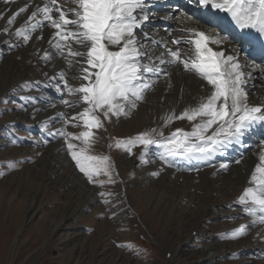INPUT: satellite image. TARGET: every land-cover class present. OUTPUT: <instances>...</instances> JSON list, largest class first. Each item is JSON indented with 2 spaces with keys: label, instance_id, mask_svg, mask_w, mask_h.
Returning <instances> with one entry per match:
<instances>
[{
  "label": "rangeland",
  "instance_id": "rangeland-1",
  "mask_svg": "<svg viewBox=\"0 0 264 264\" xmlns=\"http://www.w3.org/2000/svg\"><path fill=\"white\" fill-rule=\"evenodd\" d=\"M166 1L148 0L151 16L145 31L159 32V28L176 25L179 20L192 23L195 19L194 13L184 6H160ZM180 9H184V14H180ZM14 41L12 37V46L0 45V69L5 71L0 74V264H192L200 251L212 254L221 244L222 253L209 264H235L243 256L239 251L241 240L227 234L228 210L224 208L211 211L212 217L205 216V222L198 227L181 228L178 232V218L169 214L171 198L160 200L156 195L149 199L146 194L147 186L142 180L150 170L140 159L143 146L133 147L131 154L115 146L118 141L135 138L126 134L135 133L134 129L127 131L129 126L117 130L121 123L115 117L104 120L103 128L92 130L94 142L90 149V154L110 158L114 183H107L106 176L97 178L105 181L103 186L90 183L75 166L58 131L78 134L83 127L64 124L62 118H53V114L48 116L53 103L61 106L54 80L48 72L22 67L25 47L19 44L17 48ZM234 42L236 38L232 46ZM258 80L253 79V84ZM247 91L248 98L255 100L258 88L251 86ZM83 107L64 106L61 112L71 118ZM12 118L18 121L9 122ZM254 132L264 137V126ZM58 138L66 157L61 163L55 155L47 154L49 145ZM72 142L82 147L80 141ZM149 153L152 150L146 156ZM134 157L136 161L132 160ZM71 171L83 181L81 194L73 198L71 190L76 185L71 180L60 183ZM137 198L142 202L141 208L134 204ZM235 200L238 198L225 204L235 206ZM179 206L190 205L183 202ZM222 235L229 238H221ZM208 243L215 244L214 250L207 247Z\"/></svg>",
  "mask_w": 264,
  "mask_h": 264
},
{
  "label": "snow or ice",
  "instance_id": "snow-or-ice-1",
  "mask_svg": "<svg viewBox=\"0 0 264 264\" xmlns=\"http://www.w3.org/2000/svg\"><path fill=\"white\" fill-rule=\"evenodd\" d=\"M64 2L74 7H64L58 0H47L42 6L38 5L14 35L27 44L33 32L45 26L54 29L49 44L56 55L65 60L69 71L75 68L76 74L72 79L80 81L78 86L69 83L68 72L64 70L51 80H58L53 86L60 94L61 104L69 108L84 105L83 110L71 118L65 113L59 114L64 124L82 126L84 130L78 134L63 129L58 131L67 144L75 166L90 183L103 186L105 181L97 179L100 176L108 177L107 183H114L110 158L90 154L94 142L92 130L103 128L104 120L127 116L128 111L134 109L153 87L155 82L151 77L164 71L160 65H182L185 71L195 73L211 85L210 94L202 97L195 106L185 108L178 116L173 112L164 118L165 126L178 119H187L192 124L191 131L178 128L169 136H164L162 131L152 129L135 138L118 141L115 145L117 148L123 147L131 154L133 147L143 146L142 162H147L145 157L152 146L163 149L159 158L169 166H173L177 158L210 162L234 145H243L245 137L256 126L264 125V106L248 102L246 85L251 74L244 71L245 68H259L264 72V65L241 64L235 52L225 55L223 50L217 51L210 46L221 45L225 37L189 28L183 34L191 39L184 43L192 46L193 55L187 57L179 48L172 50L165 43V51L156 58L159 61L157 64L144 50V40L151 39L144 30L151 16L148 0ZM192 2L205 11L227 14L238 29L254 32L257 39L264 38V0ZM27 7L14 14L8 20V25H12L16 15L25 12ZM4 31L7 32L8 28ZM138 35H142L144 40L138 39ZM171 43L180 45L182 41L173 39ZM165 56L169 59L165 60ZM51 59L52 54L45 52L43 60ZM157 136L160 138L157 139ZM77 140L82 147L78 148L72 142ZM220 168L227 170L228 165L221 163ZM249 185L237 203L253 218V224H264V141L261 142L258 163L249 178ZM244 235L246 226L241 225L231 232L230 238ZM221 238L229 237L222 235Z\"/></svg>",
  "mask_w": 264,
  "mask_h": 264
},
{
  "label": "bare ground",
  "instance_id": "bare-ground-1",
  "mask_svg": "<svg viewBox=\"0 0 264 264\" xmlns=\"http://www.w3.org/2000/svg\"><path fill=\"white\" fill-rule=\"evenodd\" d=\"M190 1L192 2V0ZM46 2L47 0H7V2L6 0H0V45L8 43L9 46H12L10 43L12 41L9 42V38L14 37L15 41L13 44L15 46L17 45V48L19 44L25 47L21 55V60L24 64H20L22 67L27 65L29 70L48 72L47 75H51L50 78L56 77L57 73L61 70L67 71L69 83L78 86L80 81L72 79V76L76 74L75 68L69 71L65 60L56 55L55 49L49 44L54 29L45 26L33 32L32 38L27 44L23 42L21 37L14 35L16 29L25 25L28 17L36 7L38 5L42 6ZM58 3L67 8L74 7L71 3L65 4L64 0H58ZM173 3L184 6L187 11H192L195 15V19L191 21L192 23L188 22L189 24L186 23L187 21L179 20L176 25L172 24L170 27L159 28V32L153 29L155 32H148L151 37V39L148 40H144L143 36L138 35V39L144 40V50L149 52L154 63H159L156 58L165 51L163 46L165 43L172 50L179 48L182 54L191 57L193 55L192 46L184 43V41L191 39V37L183 34L184 31L191 28L203 31L206 34H219L221 37H225L226 39H224L221 45L210 46L217 51L223 50L225 55H232L235 52L241 64L264 65V58L259 61H254L248 56L251 49L249 48L244 51L242 46L243 42L241 40L236 41L234 46H232V37L223 34L224 28L222 23H220L218 19H214V16H212L209 11H205L197 5L194 6L192 4L193 2L189 3L183 0H167L160 6L172 8ZM26 5H28L27 10L16 15L14 23L8 25V20ZM183 10L184 9H180V14H184ZM193 10L197 12L195 13ZM180 14L177 17H180ZM215 14L220 15L222 13L215 12ZM213 23L215 26L212 28L211 25ZM5 28H8L7 32L4 31ZM38 37L42 38L38 39ZM173 39L181 40L182 43L180 46L172 44L171 41ZM153 41L160 43H154ZM238 44L241 46H236ZM17 48L15 47L14 49ZM45 52L52 54V59L50 61L43 60ZM36 59H39L42 64L41 62L40 64L35 63ZM164 59L167 60L169 57L165 56ZM160 67L164 71L157 76L151 77V80L155 83L153 87L145 93L144 99L137 102V106L129 110L127 116H121L118 119L115 117V119L121 123V125L117 127V130L119 129L120 131V129L123 130L125 127L129 126L127 131L129 132L134 129L135 133H132V135H130V133L126 134L135 137L140 133L152 129H157L158 132L162 131L164 136H169L178 128L184 131H191L192 124L187 119H178L165 126L164 118L173 112L178 116L185 108L195 106L202 97H206L210 94L211 85H208L207 81L201 79L195 73L185 71L182 65L164 64L160 65ZM244 71L251 74L246 88L248 89L251 86H256L258 88L256 99L251 100L252 98H248V102L252 105L264 106V72L259 68H245ZM2 73H5V71L0 69V74ZM165 73H167V75H165ZM253 79H259V83L253 84ZM57 82L58 80H54V84ZM8 88L9 87L6 88V91ZM53 105L48 116L53 114L52 117L56 118L62 113L61 110H65V108L63 104H61L63 109L61 106L56 105V103H53ZM38 113H41V111ZM42 117L43 115L41 118ZM16 121L18 120H14L13 118L9 120L11 123ZM122 124H124V126H122ZM263 126L264 125L256 126L245 137V143L243 145H234L229 148L226 153L215 156L210 162L183 161L177 158L176 163L173 166H169L159 158L163 149L157 146H152L149 149V151L152 150V153H149L148 156L145 157L147 161L145 166L150 170L146 175H143L144 178L142 180L144 181L142 184L147 186L146 194L149 199L156 195L161 198L160 200L166 197L171 198L172 205L169 214L172 213L178 218L177 230L179 233L181 228L184 229L190 226L194 228L198 227L199 223L205 222V216L212 217L214 213L211 211L215 210L216 212L222 208L228 210L226 218L229 220L227 229V234L229 236L233 230L239 228L241 225L246 226V235L234 239L241 240L242 245L239 247V251H241L243 255L240 259H237L236 262L234 261L235 264H264V224H253V218L248 216L243 210V207L238 203L236 205L234 204L235 206H232V204H225L228 201L233 202L234 198H239L244 192V189L250 186L249 178L258 163V157L261 152V142L264 141L263 134L259 136L254 131H260V129H263ZM156 138L159 139L160 137L157 136ZM61 148V139L58 138L52 145H49L47 154L55 155L54 157H57L61 163L66 160ZM143 151L144 149L142 147L139 153L141 154ZM135 157L136 159L138 158V156ZM135 157L132 160H134ZM237 160L240 162L236 163ZM221 163H226L228 165L227 170H222L220 168ZM153 173L157 174L154 175ZM70 180L73 182H71L72 184L76 185L73 186V190H71V196L73 198L81 194L83 190V181L76 173L71 171L66 178L60 180V183H66ZM204 194L206 196H204ZM135 202L137 206L141 208L142 202H140L138 198L137 201H134V204ZM183 202H187L190 206H179ZM222 246L223 244L219 247ZM207 247L214 250L215 244L208 243ZM219 247L212 254L204 250L200 251L198 258L194 260L192 264L212 263L213 260L218 258L220 253H222L219 251ZM248 253L251 255H248ZM253 255H259L261 258L254 259Z\"/></svg>",
  "mask_w": 264,
  "mask_h": 264
}]
</instances>
